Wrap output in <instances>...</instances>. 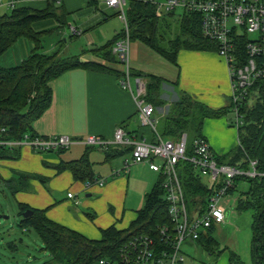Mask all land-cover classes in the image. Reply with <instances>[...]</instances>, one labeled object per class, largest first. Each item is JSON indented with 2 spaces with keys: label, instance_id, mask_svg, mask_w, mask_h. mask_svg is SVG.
Wrapping results in <instances>:
<instances>
[{
  "label": "crops",
  "instance_id": "1",
  "mask_svg": "<svg viewBox=\"0 0 264 264\" xmlns=\"http://www.w3.org/2000/svg\"><path fill=\"white\" fill-rule=\"evenodd\" d=\"M9 1H0V17L14 8L9 5ZM56 3L66 13V23L61 25L54 18L37 23V28L58 27L47 34L59 37L48 40V49L53 47L56 50L63 42L68 41L64 26H76L83 31L80 35L84 34V37L73 41H81V52L87 54L84 59L82 54L73 55H79L83 61L102 64L109 70L78 67L54 78L50 82L53 91L51 104L34 120L33 129L37 135H67L76 141L68 150L63 151L38 152L30 146H23L18 158H0V174L6 180L16 176L18 172L33 175L27 180L25 187L13 195L17 205L23 203L32 208L46 209V215L51 220L91 239H100L103 229L111 226L126 229L136 220L138 211L145 205L146 195L158 183L160 174L152 170L148 162L133 163L130 147L87 146L82 139L88 135L110 139L114 136L115 129L123 126L133 139L151 142L158 140L157 132L141 123L135 98L136 78L139 76L135 72L155 74L163 78L164 92L161 98L164 99V94L168 93L176 95L174 100L164 99L167 100L165 106H170L178 99L179 91L189 93L214 109L228 106L231 95L228 64L216 51L190 49L179 50L177 64H174L146 43L135 40L129 46L131 90L124 88L121 83L126 72L124 64L118 58L110 61L103 55L88 51L105 46L121 33V19L116 27L104 29L102 34L97 32L108 25L111 17H117V13H103L102 19L97 13L87 15L89 17L79 15L72 19L73 14L80 13L83 9L85 11L87 7L98 10L101 3L113 8L107 6L104 0H58ZM48 5L47 0H19L15 7L44 10ZM46 37L43 39V50ZM70 37L78 36L71 31ZM34 47L32 40L26 37L19 39L0 54V65L11 67L20 64ZM160 110L164 111L162 108ZM162 112L157 113L158 119L164 115ZM233 131L235 130L230 128L229 117L222 115L218 118H206L202 134L215 154L223 157L239 144L238 132L234 136ZM188 146L189 152H192V142ZM85 153H88L95 177L106 180L104 185L87 187L88 181L75 179L69 169H59L61 164L78 160ZM154 161L162 163L159 158ZM203 181L206 183V178ZM249 187L247 181L239 180L238 196H233L234 191L226 198L228 209L231 210L229 218L231 213L241 211L237 209V200ZM31 189L32 192L29 191ZM69 193L74 196L69 197ZM229 261L230 255L225 259V264H230Z\"/></svg>",
  "mask_w": 264,
  "mask_h": 264
},
{
  "label": "trees",
  "instance_id": "2",
  "mask_svg": "<svg viewBox=\"0 0 264 264\" xmlns=\"http://www.w3.org/2000/svg\"><path fill=\"white\" fill-rule=\"evenodd\" d=\"M47 1L49 5L44 10L14 7L8 14L0 17V54L23 37L35 44L30 55L20 64L11 67L0 65V140H22L25 135L37 136L32 124L51 104L53 91L50 82L63 72L78 67L109 70L102 64L83 61L79 55L61 56L60 48L51 52L42 50L43 39L58 27L37 28V23L53 18L61 25L66 23V13L56 3L58 0ZM155 8L151 2L129 0L126 15L131 41L140 40L146 43L174 64H177V54L181 49L217 51V42L202 32L201 14L182 9V12L174 10L160 16ZM170 23H173V27ZM167 29L171 30L168 37L165 36ZM125 35L123 27L121 33L105 46L88 51L103 55L110 61L116 60L118 57L112 48ZM135 75L147 80L146 100L154 106H164L166 102L161 98L164 92L163 78L142 72H135ZM178 94V99L173 101L166 114L158 121L157 131L166 139L177 140L186 133L190 143L195 137L203 135L206 118L221 117L233 107L231 100L228 106L214 109L185 91H179ZM240 113L243 124L238 128L239 144L225 156H218V160L248 169L249 160L256 159L257 169L264 170V80L257 81L252 86L240 107ZM19 151L20 147L0 145V158H18ZM177 166L188 206L197 204L199 197L201 202L207 203L212 191L207 188L194 165L187 160H181ZM59 169H69L75 179L80 181H91L95 178L88 153L78 160L61 164ZM159 176L158 183L146 195L145 205L138 211L136 220L126 229L115 226L103 229L100 239H91L51 220L46 215V209L18 203L21 217L18 227L36 232L41 242L37 251L45 255L42 261L33 264H99L105 258L114 260L123 244L136 234L158 236V227L165 223L170 224L168 201L162 186L163 175ZM30 177L34 176L18 172L16 176L6 180L0 174V191L6 189L14 195L25 187ZM239 180H245L250 185L237 200V209L251 210L253 214L251 252L254 262L248 263L238 253L231 251L229 263L264 264V177H238L232 193L237 190ZM26 210H32L33 214L25 217L23 214ZM216 229L215 225L208 228L196 244L217 258L222 249L215 236ZM16 240L17 238L9 243L18 248ZM20 241L23 242V238ZM33 259L37 261L40 257L33 254Z\"/></svg>",
  "mask_w": 264,
  "mask_h": 264
},
{
  "label": "built area",
  "instance_id": "3",
  "mask_svg": "<svg viewBox=\"0 0 264 264\" xmlns=\"http://www.w3.org/2000/svg\"><path fill=\"white\" fill-rule=\"evenodd\" d=\"M1 1V0H0ZM19 0H10L15 7ZM151 2L159 15L182 9L201 14L203 34L215 40L217 52L226 59L231 81L230 100L236 117V126L243 124L240 107L257 81L264 80V0H143ZM129 0H104V3L115 9L124 23L125 37L119 39L113 52L125 66V76L121 80L124 88L130 85L129 46L131 43L127 22ZM75 34H82L76 26H70ZM136 101L141 121L155 130L157 119L155 107L144 99L146 83L136 78ZM156 131V130H155ZM76 140L67 135L33 136L25 135L22 140H0V145L10 147L30 146L38 152L68 150ZM82 141L87 146L107 148L109 145L133 146V162H148L150 168L163 175L162 186L168 201L170 224L158 227V236L136 234L120 248L114 260L102 259L99 264H182L186 260L183 244L186 241L196 242L202 233L212 226H219L226 221L228 205L226 198L236 188V178L264 177V170H258V160L250 159L249 168L223 163L218 160L209 141L202 135L192 141V152H189L188 136L183 133L177 140L159 137L158 141L133 139L123 126L115 129L110 139L97 135H88ZM190 153V154H189ZM161 159L158 164L154 160ZM187 160L194 165L202 178H206L207 188L212 191L207 203L199 202L188 206L185 189L177 164ZM128 164H126V167ZM103 178L95 177L86 186L103 185ZM73 197V193L68 194Z\"/></svg>",
  "mask_w": 264,
  "mask_h": 264
},
{
  "label": "rangeland",
  "instance_id": "4",
  "mask_svg": "<svg viewBox=\"0 0 264 264\" xmlns=\"http://www.w3.org/2000/svg\"><path fill=\"white\" fill-rule=\"evenodd\" d=\"M87 8H85L87 9L85 11L83 9V11H81L80 13L77 12L76 14H73L72 19H75L77 16L79 17V15L93 16L95 13L99 14L100 18L102 19L103 13H106V14L117 13L115 9H110L102 3L100 4L98 10L92 9V7L91 8L87 7ZM155 10H156L157 15H159L156 8ZM176 11L182 12V8L177 7ZM117 17L116 16L111 17L108 25L98 30L97 32H100L102 34L104 29L109 30L112 27H116L117 22L118 23L121 22L120 25L123 24L122 26L124 27V23L120 21L118 14H117ZM170 26L173 27V23H170ZM63 28L66 30V33H67L66 38L68 41L66 43L63 42V44L59 46V48L62 49L61 56L82 54L81 41H73V40H77L81 37H84L83 36L84 34L78 37L72 38L70 37L71 29L66 26H64ZM177 28H178V25H177ZM177 28H174V29H177ZM170 31H171L170 29L166 30L167 32V34L165 35L166 37H168ZM177 32H178V29H177ZM46 36H47L46 41H44V43L46 42L45 43L46 45H45L44 50L43 49L42 50L46 52H51L53 51V47L48 49V46H47L49 44L48 40L50 39L52 40L54 37H58V36L56 35H52V36L46 35ZM85 54L81 55L82 59H84ZM139 77L145 81L146 89H147L146 78L141 77V76ZM146 94H147V90H146ZM146 94L144 95V99H146ZM175 98H176L175 93H171V94L168 93V95L164 94V99L174 100ZM167 100H165V102H167ZM147 102L150 103L149 101ZM165 105L163 107L154 106L155 107V118L157 119L155 132H157V135H159V137L161 138L162 136L157 131V126H158V121H159V119L157 118V113L162 112L160 110V108H162L164 110L162 113L166 114L169 106H165ZM224 116L229 117L230 128H233V130H235L233 131V133H234V136H236V131L238 132L237 130L238 128L236 126V117H235L234 112L231 110L227 112ZM237 137H236V140H237ZM126 147H130L131 153H132L133 146L128 145ZM132 162H133V153H132ZM97 178H101V177H97ZM29 191L32 192V189ZM238 191L239 190L237 188V190L234 192V195H233L234 197L238 196ZM20 218L21 217L19 215L17 201L15 200V198H13V195L10 192H8L6 189L4 191H0V264H33L34 262H40L42 261V259L45 258V255H43L41 251H37V249L41 245V242L36 232L32 229H28L27 231H25V230H22L20 227H18V222L20 221ZM252 222H253V214L251 210L237 211L236 213L235 212L231 213L230 218L226 220L224 223L217 226V229L215 232V236L220 243L219 246L222 249V252L219 255V257L217 258L214 257L213 255L206 252L201 246L197 245L196 242H192L188 240L183 244V250L186 254V260L182 264H195L198 262L200 264H225V259L228 258L231 251L238 253L244 261L248 263H253L254 258L251 252ZM15 238H17L16 244L18 245V248L11 246V244L9 243ZM20 238H23L24 241L21 242ZM33 254L35 255L37 254V256L40 257V259L37 261L34 260Z\"/></svg>",
  "mask_w": 264,
  "mask_h": 264
},
{
  "label": "water",
  "instance_id": "5",
  "mask_svg": "<svg viewBox=\"0 0 264 264\" xmlns=\"http://www.w3.org/2000/svg\"><path fill=\"white\" fill-rule=\"evenodd\" d=\"M230 212H231V210H227V212H226V219L229 218ZM31 214H33V211L32 210H26L23 215L25 217H27V216H29Z\"/></svg>",
  "mask_w": 264,
  "mask_h": 264
}]
</instances>
